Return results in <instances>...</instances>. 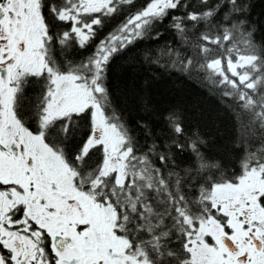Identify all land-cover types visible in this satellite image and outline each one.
<instances>
[{"label": "snow or ice", "instance_id": "obj_1", "mask_svg": "<svg viewBox=\"0 0 264 264\" xmlns=\"http://www.w3.org/2000/svg\"><path fill=\"white\" fill-rule=\"evenodd\" d=\"M122 6L128 15L95 43L103 18ZM250 6L0 0V264H264V43ZM169 16L178 45L166 43L155 56L145 50L143 61L207 90L234 117L244 152L238 172L206 159L198 134L186 137L196 163L177 164L186 148L179 106L160 109L147 92L139 96L148 117L136 122L141 140L113 105L110 57ZM94 43L81 60L65 58L73 44ZM33 81L35 127L19 110ZM153 116L168 130L163 139ZM80 122L87 139L66 151Z\"/></svg>", "mask_w": 264, "mask_h": 264}, {"label": "trees", "instance_id": "obj_2", "mask_svg": "<svg viewBox=\"0 0 264 264\" xmlns=\"http://www.w3.org/2000/svg\"><path fill=\"white\" fill-rule=\"evenodd\" d=\"M250 2L248 16L257 23L256 40L264 43V0H250ZM192 4H195V0H192ZM137 6H139V0H137ZM128 12L129 9L122 6L119 14L103 18L102 26L96 33L95 43H99L112 32L124 20ZM170 20L169 16L163 20L153 21L151 26L145 27L144 35L112 54L106 65L105 84L113 105L124 115L129 127L139 133L138 139L141 140L143 133L136 122L148 117L140 111L139 96L147 92L153 106L160 109L179 106L183 111L185 138H182V142L186 144V148L183 152H176L177 164L185 168L196 163L195 154L186 137L195 138L198 134L200 139L197 141V147L206 159L222 162L226 171L238 172L239 157L243 156L244 152L242 146L237 143L240 131L234 117L219 104L215 97L208 94L207 90L191 82H185L178 73L165 72L156 65H149L143 61L142 53L145 50H152L155 56L159 55L158 49L166 43L178 45L173 29L168 27ZM95 43L85 49L73 44L65 52V58L74 62L79 61L91 54ZM56 57L60 59L59 52L56 53ZM39 91L40 85L33 81L25 88L24 98L20 102L19 110L28 122L34 121L32 108ZM150 122L157 136L161 139L168 136V130L159 116H153ZM88 131V126L83 122L74 126L69 139L64 141L66 151H78L87 139ZM50 136L59 139V132L52 129ZM86 159L88 165L93 166L96 154Z\"/></svg>", "mask_w": 264, "mask_h": 264}, {"label": "flooded vegetation", "instance_id": "obj_3", "mask_svg": "<svg viewBox=\"0 0 264 264\" xmlns=\"http://www.w3.org/2000/svg\"><path fill=\"white\" fill-rule=\"evenodd\" d=\"M27 123L29 124V126H31V127H35V123H34V121H27Z\"/></svg>", "mask_w": 264, "mask_h": 264}]
</instances>
